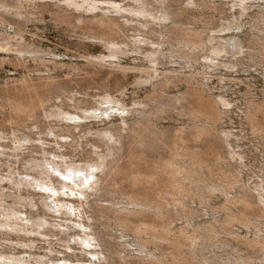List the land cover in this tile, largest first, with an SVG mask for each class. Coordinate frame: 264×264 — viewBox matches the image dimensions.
I'll use <instances>...</instances> for the list:
<instances>
[{
	"label": "rangeland",
	"instance_id": "374dc122",
	"mask_svg": "<svg viewBox=\"0 0 264 264\" xmlns=\"http://www.w3.org/2000/svg\"><path fill=\"white\" fill-rule=\"evenodd\" d=\"M112 1L130 9L138 0ZM150 1L159 7L156 0ZM175 1L165 0L162 6L170 4L174 9L179 4L188 8L182 19L195 15L199 20L188 22L186 26L205 31L207 40L214 35L216 46L229 52L223 53V58L219 57L214 65L216 68L202 65L206 61L203 56L208 51L201 50L196 55L198 64L194 63L192 67L179 60L180 64L163 65L160 69L176 68L182 77L196 73V79L202 83L199 96L205 93L203 98L210 96L213 102L225 98L224 106H227L218 102L217 108L222 112L216 123H200L191 113L189 115L187 108L183 110V103L177 104L175 109L167 110L154 120L156 130L164 134L163 138L159 135L160 141L148 137L141 145L135 142L126 126L122 132L124 139L104 136L102 130L119 127L122 116L130 123L137 118L127 110L121 112L119 106L112 108L111 117L99 116L98 110L96 117L83 121L77 117L84 113L76 107L79 98L86 99L90 106L98 109V101L101 95H105L106 87L113 97L125 101L130 107L146 100L153 87L136 81L138 72L129 71L124 77L119 70L89 65L88 59L107 55L108 51L98 39L89 37L92 33L85 26L77 28L64 22L60 24L44 11L40 17L26 23L23 34L26 42L45 51L41 59L21 56L11 46L6 52H0V261L4 258H40L50 260L51 264H64L86 260L90 255L85 251L88 248L84 241L92 239V246L98 244V240L91 236L94 233L109 254L110 264L121 263L115 257L118 255L137 264H144L140 262L141 257L153 258L155 264L157 261V264H264V214L261 211L264 203V47H247L257 36H264V18L261 17L264 0H246L245 11L240 6L241 0ZM203 2L207 4L203 5ZM114 16L121 24H129L123 27L119 36L113 37L114 40L133 41L141 28L139 21L135 18V21L126 22V18L131 17L128 13L122 14L125 17ZM12 18L9 11L0 12V19L6 21L11 32ZM224 28V32L219 31ZM142 29L158 36L166 28L149 23ZM143 60L142 55L128 51L121 55L120 64L148 67ZM224 62L236 65L225 66ZM93 71H97L98 77L90 73ZM154 86L157 87L158 83ZM188 86L181 78L166 89L162 104L181 97ZM42 99L43 107L39 103ZM253 101L260 104L261 109L255 111L252 123L249 110ZM17 104L23 108L20 109L22 112H16ZM59 105L64 108L63 115L53 114L59 111ZM28 106H32L35 117H28L25 113ZM22 113L24 116L20 115ZM74 121H82L83 125L73 131ZM196 121L211 124L214 129L210 127L209 131L213 129V134L207 132L211 133L210 136L204 134L198 140L179 139L178 131L184 128L189 131ZM113 146L121 148L117 155ZM188 150L198 152L200 159L203 157L206 161L197 177L198 180L205 179L199 181L201 185L211 188L207 192L209 195L204 192V198L199 191L193 193L196 196L191 194L186 198L182 191L170 189L167 183L170 176L165 168L167 161L174 153L182 154ZM103 154L107 155L106 161L118 158L124 168L123 173L116 176L119 186L116 188L130 191L133 188L140 193L141 201L148 199L162 203L167 210L164 218L154 213H136L129 215L126 230L118 225L112 209L125 204L129 198L120 192L107 195L104 191L91 190L94 183L99 184L98 177L107 172L100 159ZM93 166L97 167L90 173ZM79 168L82 171H76ZM137 171L156 174V184L143 181L140 183L144 184L137 182L138 186L133 187L136 182H132L131 177ZM234 179L238 182L230 183ZM157 181L160 184L157 185ZM81 191L88 192L90 197L81 196ZM245 197L252 206L243 202ZM152 224L160 233L165 234L168 230L166 235L170 242L162 238L156 241L152 232L142 230ZM141 244L146 245L143 253L140 252ZM108 247L110 251L107 252ZM112 250L118 254L110 255Z\"/></svg>",
	"mask_w": 264,
	"mask_h": 264
},
{
	"label": "bare ground",
	"instance_id": "6f19581e",
	"mask_svg": "<svg viewBox=\"0 0 264 264\" xmlns=\"http://www.w3.org/2000/svg\"><path fill=\"white\" fill-rule=\"evenodd\" d=\"M245 1L246 0H241V3H240V6L242 7V11L246 10V3H244ZM156 2L159 3V7H155L154 4L150 0H138L137 4H133L130 9H127L126 8L127 6L124 7V6L120 5L119 3H117L116 1H112V0L111 1L110 0L109 1L108 0L107 1H102V0H0V12L2 13L3 10L9 11L13 16V18H12L13 20L10 21L13 24V26L10 27L13 30L12 32L10 31V29H8V25H6V21L4 19H0V24L2 25V28L0 29V52H3V51L6 52V49L9 46H11L12 50L19 53L21 56L30 55V56H33L34 58L40 57V59H41V54L44 53L45 51L40 46H38L36 44H31V43L26 42L23 34L25 32V28H27L26 23L27 22L29 23L30 20L33 21V19H37L38 17H40L41 14H44L43 12L45 11V13L48 12L58 23L64 22L65 24L66 23L69 24L70 27L72 26V27H77V28L79 26H83V28H84V26H85L86 29L89 30L90 33H92L89 37L98 39L104 45L105 49L108 51V54L97 56V57H91L90 59H88L89 65H95V66H98L101 68H108L110 70H116V71L119 70L120 72H122L124 77L127 75V73L129 71L138 72L139 75L137 77H135L136 81L143 83V84H150V86H153L151 91L149 92V95L146 97V100L133 103L132 107H130L128 104H126L125 101L119 100V99H116L115 97H113L112 94H110L111 92L109 93L107 91L106 86H105L106 88L103 87L106 90V91L104 90V92H106L105 95L103 94L104 92H102L103 95H101V97L98 101L99 102L98 109H96L97 107L90 106V103L88 101H86V99L80 100V98H79V102H78V104H76L77 106L76 105L75 106L79 109H82L84 112L82 115L77 116L82 121L89 119V118L96 117L95 112L97 110L99 111V113H98L99 116L105 115L106 117H108L114 112L112 110V108L116 107V106L120 107L121 112H124L127 110L129 113L136 115L137 118L134 119L133 123H130L126 117L122 116L121 122H120L121 125L119 127L116 126L117 128H115V126H114L113 129L110 128L107 130H102V133L104 134V136H110V139H115L116 137L119 138L120 140L124 139L122 132L125 130L124 126H126V127H128L127 131L131 132L134 135L135 142H139L141 145L144 143V141L148 137H151L154 139L158 138L157 141L158 140L160 141L161 138H163L164 134H163V132L160 133L156 130V128H155L156 125L154 123V120L158 117H161V115L163 113H165L167 110L175 109L176 105L180 104V103L184 104L182 106L183 110H185L187 108L189 110V111L187 110L189 115L191 113L193 116H195L197 118L196 119L197 121L199 120L200 123L202 121H204V122L208 121V123H210L209 121H212L213 123L214 122L216 123V121L218 119L219 120L221 119L220 113L222 112V111L220 112V110L218 109L219 107L217 106V104L222 103V106H224V104H225L224 101L226 100L225 98H224L225 100L221 98L220 101L213 102L209 98L210 96L208 98H206V97L203 98L204 97L203 95L205 94V93H203L204 91L202 92L203 95L199 96V94H201L200 89H202V88L200 86L202 83L198 82V80L196 79V77H197L196 73L191 72L192 70L190 71L191 73L182 77L180 75V70H178L176 68H167L166 70H162L160 68L163 65H165V67H166L168 64H170L172 66H173V64H180L181 62L179 60L184 61V64H187V65L192 67L194 65V63L199 62L196 55L201 50L208 51V54L206 53V55L203 56L206 61L202 65H205L208 67L213 66L214 68H216L214 65L217 64L216 61L219 60V57L222 56V58H223L224 54L229 52V51L226 48H223V47L221 48V47L216 46V44L214 42V38H215L214 35H212L211 39L207 40V37L205 36L206 35L205 31H203L201 29H196V28L191 29V28L187 27L188 22H192V21L197 20V19L199 20V17H196L195 15L191 16L187 19L184 18L185 20L182 19V15H184L186 13V12L185 13H183V12L187 11L188 8H186L184 6H179V4H177V5H175L174 9H171L172 6L170 4L166 5L164 7L162 6V4L165 3V0H156ZM205 4H207V3H204L203 5H205ZM206 6H204V7H206ZM156 11H158L159 14H156ZM191 12H193V11L191 10ZM200 12H201V10H200ZM123 13H128V15L131 16V17L126 18V22L130 23L132 21H135V18H136L139 21L140 26H141V28L139 30H137L139 32V34L136 35L134 40L131 42L130 41H117V40H114V38H113L114 36L120 35V32L124 26L127 25V27H128V25H129V24H125V25L121 24L122 22L120 23L118 21V18H116L114 16L116 14H119L122 16ZM122 17H125V16H122ZM261 17L264 18V11L262 12ZM166 21H169V22L171 21L172 24L167 25ZM10 22H8V23H10ZM194 22H197V21H194ZM64 23H62V24H64ZM149 23H154V24H158L160 26L165 27L166 28L165 32H159V35L157 36V35L149 32V31L142 29L146 25H149ZM206 25H208V24H206ZM219 31L224 32L225 28L221 29ZM166 36H168V38H166ZM254 46L255 47L259 46V48H260V46L264 47V36H257L255 39L250 41V44L247 47L248 48H254ZM243 47H246V46H243ZM240 48H242V47H240ZM257 50H259V49H257ZM128 51H135L138 54L142 55L143 59L149 64L148 67H146V66L145 67H135V66L134 67H124V66H122L120 64V57H121V55L126 54V52L128 53ZM1 61H4V59H1ZM200 61H202V60H200ZM223 65L228 66V65H233V64H232V62H231V64L224 62ZM234 65H236V64L234 63ZM72 66H73V64H72ZM72 66H71V68L74 67V66L73 67ZM75 66H77V65H75ZM75 68L77 69V67H75ZM97 71H93L90 73H92V75H94V76L96 75V77H98ZM98 75H100V74H98ZM90 76H91V74H90ZM181 78H183V80L189 84V86L187 88L188 89L187 92L186 93L184 92L181 97L177 96V98L169 99L168 100L169 103L167 101V104H162L161 100L163 99V96L165 95L164 92L166 91V89L171 87L172 85L176 84V82L181 80ZM156 82L158 83L157 87L154 86L156 84ZM203 85H204V83H203ZM118 86H122V85L119 84ZM198 91L200 92L199 94H198ZM43 101H44L43 99L39 100V103L41 104ZM218 102H220V103H218ZM227 103H229V102H227ZM14 104H16V103H14ZM22 104H24V103H22ZM32 104H33L32 106H34V103H32ZM103 105H106V106L104 107ZM259 105L256 104L254 101L250 102L251 111L249 110V112H250L249 118L251 119L250 121L252 123L254 122L255 111H257L258 109H261V107L259 108ZM25 106H26V104H25ZM25 106H23V107H25ZM32 106H30V107H32ZM41 106L43 107V103ZM225 106H227V105H225ZM30 107L28 106L29 110L24 109V111L28 115V117L29 116L35 117L34 111ZM128 107H130V109H128ZM21 108H19V105L17 104V106H15V110H17L16 112H18ZM58 109H59V111L58 110H57L58 112L54 111L53 114L63 115L62 114L64 112L63 106L59 105ZM22 110H23V108H22ZM31 110L33 112H30ZM36 112L37 111H35V115H37ZM26 114H25V116H27ZM120 114L122 115V113H120ZM20 115L22 116L23 113ZM58 118H60V117H58ZM25 119H27V118H25ZM82 121H74V126L73 127L70 126V128L72 127L73 131H74V129L81 127L83 125ZM197 121L194 123V125L192 127L189 128L190 129L189 131H186V130H188V128H186V130H184L185 129L184 128L183 130L181 129L180 131H178V133H179L178 138L182 139V140L188 139V138L191 140H198L199 138H201V136H205V135L210 136V134L212 133V131L214 129L213 126H211V124H208L207 122H206L207 124H199V122H197ZM16 122H18V120H16ZM22 123H24V122H22ZM17 124L20 125L19 123H17ZM20 126L22 127V125H20ZM210 127L213 128L212 131H209V129L211 130ZM68 130L69 129H67V131ZM159 131H161V130H159ZM70 132L72 133V130ZM207 132H211V133L209 134ZM14 135H16V134H14ZM159 135L161 138L159 137ZM220 139H217V140H220L224 144L226 143V141L224 139H222V138H220ZM17 140H19V139H17ZM19 145L21 146L20 143H19ZM19 145H17V146L15 145V146L17 148H19ZM15 146H14V148L16 149ZM95 146L97 147V145H95ZM116 146H113L114 147L113 152H115L114 154L117 155V153H119L121 148L116 147ZM21 147H23V146H21ZM198 154H199L198 152H194L191 150H188L187 152H183L182 154L181 153H174L172 155V158L169 159L165 165L166 171L170 175L168 178V181H167L170 189L182 191V193L185 197L186 196L188 197L193 193L196 194L197 191H199L200 194L202 195L201 197H203L205 191H206L205 192L206 194L208 191L209 192L211 191V188L209 186H204V185H201L199 183V181L203 182V180H205V179H201V180H198L200 178L197 179V177L199 176L198 173H200L199 172L200 168L201 167L203 168V166H204L203 162L205 161V160L203 161V159H202L203 157L200 159V156ZM100 159H101V163L104 164V166H105L104 167L105 170L107 169V172H104L105 176H99L98 177L99 184L94 183V186L91 187V190L97 189V190L102 191V192L104 191V193L107 195L108 194L114 195V193L120 192L123 195L127 196V198H129L125 204L122 203L121 205H119V207L117 206V207L112 209L113 213L115 214L114 216L117 220V223H118V225L121 226V228H123L125 230H126V228H128V221L130 220L129 215H131V214H133V216H134V214H136V213L142 214L144 212V213H149V214L154 213V215L156 214L161 219L165 217V215H166L165 210L166 209H165V206L162 205V203L152 202L148 199L141 201V198H139L140 196H138L140 193L137 194L136 189H135V191H133L134 190L133 188L131 191L125 190V189L124 190H121V189L118 190L117 189L119 186L117 185V182H116V176L119 173H123V171H124V168L122 169V166L119 164L118 158L112 159L111 161L108 159V161H106L107 155L103 154L102 158H100ZM205 166H206V161H205ZM96 167L97 166L90 167V173H92V170H94V168L96 169ZM76 171L80 172L82 170H80V168H79V169H76ZM72 172L74 175L75 170ZM137 172H138L137 174L135 173L136 175L134 174L131 177L132 182H134V183L139 182L140 185L144 184V183H140L143 181L146 182V184L148 183L150 185L156 184V181H155L156 180V174H152V173L144 174V173H141L139 171H137ZM131 174H133V171L131 172ZM131 174H130V176H131ZM127 176L129 177L128 174H127ZM70 177L75 178V176H70ZM157 178H158V176H157ZM234 181H236V183L238 182L236 179H234V180L230 181V183H232V182L234 183ZM19 182H21V181H19ZM113 182H114V184H113ZM104 183H105V187L103 188L102 185ZM136 183L133 185V187L135 185L138 186V183L137 184ZM158 184H160V183L157 181V185ZM194 185H197V186L194 187ZM195 194H193L192 196H196ZM209 194H207V195H209ZM80 195L83 197H90V194L88 192L81 191ZM242 200L246 205L252 206L251 205L252 202L247 197L243 198ZM53 204L57 205L58 203L56 201H54ZM128 205H130L131 207H129ZM58 206L59 205H57L56 207H58ZM261 209H262L261 210L262 213L264 214V203H263V206ZM72 211H74V210H72ZM101 211H103V210H101ZM243 219L245 220V217H243ZM10 225L12 226V224H10ZM10 225H9V227H10ZM142 230H147V231L152 232L154 234L153 238L156 241L160 240L161 238H162L161 240H164V239L167 240L168 239V236L166 235V232L168 231L167 227H165V230H167V231H165V234L160 233L157 230V227L154 226L153 224L147 225V227L142 229ZM91 236H93V239L98 240V244H96L95 246H92V244H91L92 239L90 240V242L88 240L84 241L86 243L87 248H88L85 251L87 252V254L90 255L89 256L90 258L86 259V260H84V259L79 260L78 259L79 261H77V262L72 261V262H69V263L67 262L64 264H110L109 263L110 260L108 261V257H109L108 255L109 254H106V252L104 251L105 247L103 249L102 244H101L102 242L100 243V241H99L100 239H98L99 237L97 238L96 235L94 236V233ZM167 241H169V240H167ZM255 241H256V243L259 242L258 240H255ZM81 242H83V241H81ZM172 242H174L173 244H175V241H172ZM256 243H254V244H256ZM94 244H95V242H94ZM106 244H107V242H106ZM110 244H112V243H110ZM97 246H99L101 248L97 249ZM145 247H146L145 244H141L140 245V252L143 253ZM74 248H76V247H74ZM110 249H112L111 246H110ZM110 249L108 247V250H106V251L108 252V251H110ZM117 254L118 253H116L115 251L112 250V253L110 255L114 256ZM113 256H112V258L110 257L111 261H113L112 260ZM115 257H118V259L121 261L120 264H137V263L129 260L128 258L121 256V255L120 256L118 255ZM102 258L104 259V261H102ZM73 260H75V259H73ZM114 261H115V259H114ZM140 262H142L144 264L145 263L155 264L154 263L155 261H153V258L149 260L146 257H141ZM157 263H158V261L156 262V264ZM178 263H180V262H178ZM0 264H51V263H50V260L44 261L40 258H33V259L30 258V259H25V260H21V259L16 260L13 258L12 259L4 258V260L0 261ZM176 264H177V262H176ZM200 264H209V263H200Z\"/></svg>",
	"mask_w": 264,
	"mask_h": 264
},
{
	"label": "built area",
	"instance_id": "2783aa9c",
	"mask_svg": "<svg viewBox=\"0 0 264 264\" xmlns=\"http://www.w3.org/2000/svg\"><path fill=\"white\" fill-rule=\"evenodd\" d=\"M2 28V25L0 24V29Z\"/></svg>",
	"mask_w": 264,
	"mask_h": 264
}]
</instances>
